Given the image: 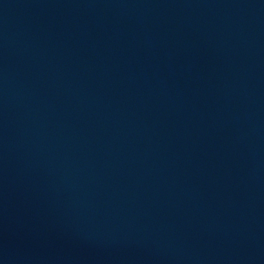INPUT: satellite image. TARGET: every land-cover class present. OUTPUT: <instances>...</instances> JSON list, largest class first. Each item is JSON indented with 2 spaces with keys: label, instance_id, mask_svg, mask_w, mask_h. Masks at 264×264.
I'll return each instance as SVG.
<instances>
[{
  "label": "water",
  "instance_id": "95a60500",
  "mask_svg": "<svg viewBox=\"0 0 264 264\" xmlns=\"http://www.w3.org/2000/svg\"><path fill=\"white\" fill-rule=\"evenodd\" d=\"M0 264H264V0H0Z\"/></svg>",
  "mask_w": 264,
  "mask_h": 264
}]
</instances>
